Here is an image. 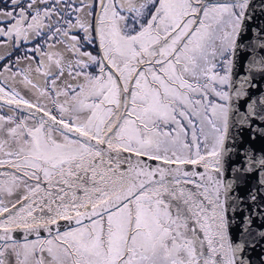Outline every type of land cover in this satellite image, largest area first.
I'll return each instance as SVG.
<instances>
[{
    "label": "snow or ice",
    "instance_id": "1",
    "mask_svg": "<svg viewBox=\"0 0 264 264\" xmlns=\"http://www.w3.org/2000/svg\"><path fill=\"white\" fill-rule=\"evenodd\" d=\"M0 264H264V0H0Z\"/></svg>",
    "mask_w": 264,
    "mask_h": 264
}]
</instances>
